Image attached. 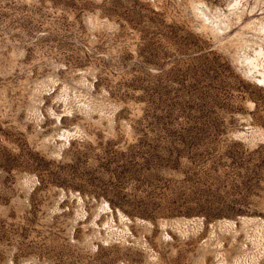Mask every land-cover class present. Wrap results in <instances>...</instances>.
I'll use <instances>...</instances> for the list:
<instances>
[{
    "label": "rangeland",
    "instance_id": "obj_1",
    "mask_svg": "<svg viewBox=\"0 0 264 264\" xmlns=\"http://www.w3.org/2000/svg\"><path fill=\"white\" fill-rule=\"evenodd\" d=\"M263 73L264 0H0V264H264Z\"/></svg>",
    "mask_w": 264,
    "mask_h": 264
},
{
    "label": "bare ground",
    "instance_id": "obj_2",
    "mask_svg": "<svg viewBox=\"0 0 264 264\" xmlns=\"http://www.w3.org/2000/svg\"><path fill=\"white\" fill-rule=\"evenodd\" d=\"M262 75H263V79H262V77H261V79H262V81L264 82V73H263ZM262 75H261V76H262ZM262 81H261V82H262Z\"/></svg>",
    "mask_w": 264,
    "mask_h": 264
}]
</instances>
